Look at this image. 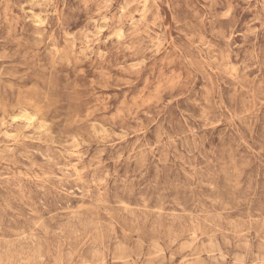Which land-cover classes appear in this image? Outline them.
Masks as SVG:
<instances>
[{"label": "rangeland", "instance_id": "1", "mask_svg": "<svg viewBox=\"0 0 264 264\" xmlns=\"http://www.w3.org/2000/svg\"><path fill=\"white\" fill-rule=\"evenodd\" d=\"M0 264H264V0H0Z\"/></svg>", "mask_w": 264, "mask_h": 264}, {"label": "bare ground", "instance_id": "2", "mask_svg": "<svg viewBox=\"0 0 264 264\" xmlns=\"http://www.w3.org/2000/svg\"><path fill=\"white\" fill-rule=\"evenodd\" d=\"M41 124V123H40Z\"/></svg>", "mask_w": 264, "mask_h": 264}]
</instances>
